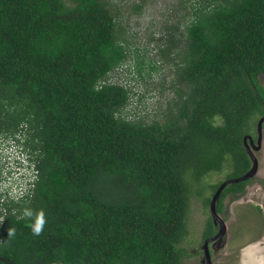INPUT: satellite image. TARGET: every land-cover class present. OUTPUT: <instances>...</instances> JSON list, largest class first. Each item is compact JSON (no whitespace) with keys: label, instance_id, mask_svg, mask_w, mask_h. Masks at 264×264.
I'll return each instance as SVG.
<instances>
[{"label":"trees","instance_id":"16d2710c","mask_svg":"<svg viewBox=\"0 0 264 264\" xmlns=\"http://www.w3.org/2000/svg\"><path fill=\"white\" fill-rule=\"evenodd\" d=\"M191 1L182 87L163 123H146L126 116L128 77L114 80L127 62L145 78L147 61L120 38L115 0H0V132L37 170L27 196L0 194V264H184L191 196L208 204L251 168L244 137L264 116V0ZM249 180L228 184L217 209ZM217 225L211 215L202 244Z\"/></svg>","mask_w":264,"mask_h":264},{"label":"rangeland","instance_id":"374dc122","mask_svg":"<svg viewBox=\"0 0 264 264\" xmlns=\"http://www.w3.org/2000/svg\"><path fill=\"white\" fill-rule=\"evenodd\" d=\"M188 1L115 0V4L120 7V16L118 17L120 38L129 43L133 51L139 54L144 53L145 57H142L145 61L147 60L141 65L143 67L142 74L145 75V78H141L139 73L136 75L135 72L131 75L136 76V79L131 80L130 76L126 79L135 91L130 104L125 109L126 116L131 120L146 123L161 121L163 123V112L177 97V88L182 87V83L179 82L178 75H176L175 60H180V55L178 56L176 52V47L181 43V41L177 43L178 39H183L185 36L184 26L193 18V15L190 14V2ZM134 5L140 7L136 8ZM177 23H179V27L175 33L172 25ZM167 29L173 33V37L166 38ZM183 33L184 36H182ZM173 41L177 43L175 46L170 45ZM184 45L185 43H181V46L184 47ZM166 47L168 52L164 55L162 49ZM153 63L160 68L156 70L149 67L153 66ZM148 70L150 72H147ZM118 73L115 74L114 80L124 81L127 76L125 70H119ZM259 79L264 85V73L260 74ZM257 118L259 119V117ZM258 119L255 121L256 126L253 128V135H257ZM261 130V147L259 150H254L259 167L255 177L251 180L253 183L264 181V125ZM224 167L223 171L217 172L213 176L207 177V181H203L205 196L212 194L209 185L225 179L227 172L231 170L230 165ZM19 175V173L15 174L14 178ZM203 197L195 194L191 196L190 233L182 243L190 254L184 258V264H206L205 254L201 252L203 249L201 240L206 222L211 217V212L210 203L205 204ZM235 206L233 198L227 196L223 207L224 210L226 209V213L223 215L228 217V231L223 235L221 245L219 244L218 248L214 250L212 264H264V244L260 243V238L264 236V217L260 216L258 224L253 226V222H251L253 215L241 221L234 214ZM213 245L216 244L213 243Z\"/></svg>","mask_w":264,"mask_h":264},{"label":"clouds","instance_id":"9594fccd","mask_svg":"<svg viewBox=\"0 0 264 264\" xmlns=\"http://www.w3.org/2000/svg\"><path fill=\"white\" fill-rule=\"evenodd\" d=\"M130 61L131 60H129V62ZM129 65H131V64H129L127 62L125 65H123L122 68H120V70H125V72L127 73L126 77L129 76V70H128ZM263 117L264 116L260 117V119L257 123V127H256L257 136H259L258 125H259L260 120ZM263 125H264V118L262 121V127H263ZM248 135L252 136V134H248ZM253 140H254L255 144H258L257 140H255V139H253ZM247 141H248V143H250L249 137L247 138ZM20 147H21V144L17 143L14 140L12 134L0 132V194H1V198H2L1 200H4V199L8 198L9 196H13V197H17V196L22 197L23 196L24 197V196H27L28 194H30L32 192V189H33V186L35 183L34 180L36 178V173H37L36 166H35V164H32L30 168L26 167L24 164L25 160H26L25 156L21 155V156L14 157L12 155V152L17 153V151L19 150ZM254 150H256V149L254 147H252L253 152H254ZM254 155H255V153H254ZM251 160H252V165H253V159L251 158ZM258 167H259V165H258ZM17 173H19L20 175L18 177L14 178L15 174H17ZM254 177L255 176L250 177V178H248V180L251 178H254ZM230 184H232V183H230ZM219 198H220V196H219ZM218 201L219 200H217V203H218ZM210 206H211V202H210ZM216 208H217V204H216ZM210 212H211V207H210ZM217 212L225 221L226 232H227L228 231L227 230L228 229V225H227V218L228 217L224 216L223 215L224 213L221 214L218 209H217ZM211 215H212V213H211ZM24 216L32 217L33 212L31 210L26 209L24 211ZM1 218L2 217H0V220H1ZM217 224H218L217 226L220 229V222L218 221ZM44 225H45V217H44V213L41 211L35 215V221L32 225H30L33 234L39 235L42 232ZM9 235H12V233L10 232ZM222 241H223V236H222V240L219 242H222ZM210 242H213V241H210ZM210 242H209V247H210ZM214 243L216 245L218 244L216 242H214ZM203 244H204V242H203Z\"/></svg>","mask_w":264,"mask_h":264},{"label":"flooded vegetation","instance_id":"af4514ba","mask_svg":"<svg viewBox=\"0 0 264 264\" xmlns=\"http://www.w3.org/2000/svg\"><path fill=\"white\" fill-rule=\"evenodd\" d=\"M252 138L257 140L258 136L252 135ZM251 180L252 178L249 181H246L244 184H242L241 185L242 187H236L235 190L229 193L227 196H230L231 198H233V201L236 204L235 209H234V214L236 215L237 219L242 221L244 219H248L247 218L248 216L253 215V219L251 220V222H253V226H254L258 224V221H260L259 220L260 216L264 217V181H255L253 183V181ZM225 212H226V209L224 210V208L220 211L221 214ZM217 230H219V227ZM215 234H213V236ZM260 239L261 241L259 240V238H257V240L260 241V243L262 242L264 244V236H262ZM213 243L214 242H210V247H209L210 254H211V260L213 257L214 250L218 248V245L221 244V242H219L215 246L213 245ZM202 247H203V244H202ZM201 250L203 251L204 249H201ZM203 254H205L204 251H203ZM205 260L207 264L206 254H205Z\"/></svg>","mask_w":264,"mask_h":264},{"label":"water","instance_id":"95a60500","mask_svg":"<svg viewBox=\"0 0 264 264\" xmlns=\"http://www.w3.org/2000/svg\"><path fill=\"white\" fill-rule=\"evenodd\" d=\"M263 118L260 120L259 125H258V128H259V136L257 139L258 144H255L251 135H246L244 137V145H245L248 153L250 154V157L253 159V165L243 175H240L238 177L229 178V179L225 180L224 182H222L221 185L216 190V192L214 193L212 199H211V206H210L211 207V213H212V216L215 220V223L217 224L218 221L220 222V229L214 236L208 237L204 241L203 249H204V252H205L206 257H207V264H212L211 254H210V249H209V242L213 241V242L218 243L221 240L222 236L226 233V223L223 220V218L219 215V213L217 212V208H216L217 200H218L222 190L226 187V185H228L230 183L239 182V181L246 180L250 177L255 176L257 171H258V160H257V157L254 155V152L252 151V147H254L255 149H259L261 147V141H262V130L261 129H262ZM248 137L250 139V143H248V141H247Z\"/></svg>","mask_w":264,"mask_h":264},{"label":"bare ground","instance_id":"6f19581e","mask_svg":"<svg viewBox=\"0 0 264 264\" xmlns=\"http://www.w3.org/2000/svg\"><path fill=\"white\" fill-rule=\"evenodd\" d=\"M260 170H261V169H260ZM259 172H260V171H259ZM259 172H258V173H259Z\"/></svg>","mask_w":264,"mask_h":264}]
</instances>
